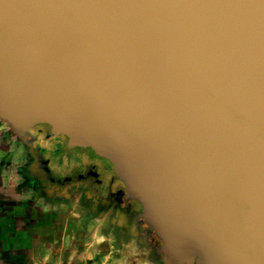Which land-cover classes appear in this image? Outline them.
I'll use <instances>...</instances> for the list:
<instances>
[{
    "label": "water",
    "instance_id": "obj_1",
    "mask_svg": "<svg viewBox=\"0 0 264 264\" xmlns=\"http://www.w3.org/2000/svg\"><path fill=\"white\" fill-rule=\"evenodd\" d=\"M64 118L148 197L160 264H264V0H0V124Z\"/></svg>",
    "mask_w": 264,
    "mask_h": 264
},
{
    "label": "flooded vegetation",
    "instance_id": "obj_2",
    "mask_svg": "<svg viewBox=\"0 0 264 264\" xmlns=\"http://www.w3.org/2000/svg\"><path fill=\"white\" fill-rule=\"evenodd\" d=\"M47 158L9 139L0 124V163L34 203L40 220L65 217L97 231L138 264H160L155 253L162 234L150 201L124 177L118 163L101 152L83 119L64 118Z\"/></svg>",
    "mask_w": 264,
    "mask_h": 264
},
{
    "label": "crops",
    "instance_id": "obj_3",
    "mask_svg": "<svg viewBox=\"0 0 264 264\" xmlns=\"http://www.w3.org/2000/svg\"><path fill=\"white\" fill-rule=\"evenodd\" d=\"M0 264L138 263L104 235L63 216L41 221L34 203L0 163Z\"/></svg>",
    "mask_w": 264,
    "mask_h": 264
}]
</instances>
